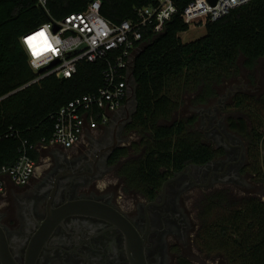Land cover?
Listing matches in <instances>:
<instances>
[{"label":"trees","instance_id":"16d2710c","mask_svg":"<svg viewBox=\"0 0 264 264\" xmlns=\"http://www.w3.org/2000/svg\"><path fill=\"white\" fill-rule=\"evenodd\" d=\"M91 1L46 0L44 5L39 0H0V168L13 164L24 147L39 160L41 152L30 146L50 141L60 108L105 83L113 54L109 60L82 61L71 77L49 75L30 84L36 73L21 40L45 22L85 9ZM174 1L178 13L161 33L155 34L151 26L144 29L133 70L138 106L127 126L138 138L114 152L126 190L148 198H154L175 172L217 154L197 128L199 113L174 118L186 93H194L195 106H205L220 95V81L236 76L241 68L255 70L260 60L264 65V0H252L207 22L204 35L186 42L180 33L190 26L182 12L192 0ZM101 2L104 17L120 23L134 18L136 8L157 0ZM233 100L247 110L230 115L228 122L248 142L247 167L263 177L264 96L240 92ZM100 114L96 113L99 120ZM197 209L195 245L205 261L264 264V199L254 194L237 197L234 189L222 187L205 193ZM184 263L192 264L187 259Z\"/></svg>","mask_w":264,"mask_h":264},{"label":"flooded vegetation","instance_id":"af4514ba","mask_svg":"<svg viewBox=\"0 0 264 264\" xmlns=\"http://www.w3.org/2000/svg\"><path fill=\"white\" fill-rule=\"evenodd\" d=\"M232 91L220 93L211 112L197 110L199 128L212 126L203 133L215 157L169 176L154 198L127 191L117 174L114 152L132 143L127 99L78 144L44 149L29 182L11 185L0 204V264H133L132 254L142 251L147 264H195L199 200L244 182L248 143L231 128L230 115L216 113Z\"/></svg>","mask_w":264,"mask_h":264},{"label":"built area","instance_id":"2783aa9c","mask_svg":"<svg viewBox=\"0 0 264 264\" xmlns=\"http://www.w3.org/2000/svg\"><path fill=\"white\" fill-rule=\"evenodd\" d=\"M250 1L217 0L213 4L210 0H192L184 8L182 17L189 26L205 27L207 22L217 20ZM39 2L45 5L46 0ZM101 7V0H93L85 9L71 12L63 19L45 22L21 39L30 66L36 73L30 84L49 75L71 77L82 61L109 60V55H114L105 70V83L96 92L76 97L62 106L56 115L50 141L31 145V149L42 152L58 145L71 148L85 139L86 129L94 134L101 124H107L110 116L127 99L131 63L140 47L145 27L151 26L155 34L161 33L165 23L178 13L174 0H157L154 4L136 8L134 18L114 23L104 17ZM98 111L101 120L96 117ZM38 161L24 147L13 164L0 168V204L11 185L29 182Z\"/></svg>","mask_w":264,"mask_h":264},{"label":"rangeland","instance_id":"374dc122","mask_svg":"<svg viewBox=\"0 0 264 264\" xmlns=\"http://www.w3.org/2000/svg\"><path fill=\"white\" fill-rule=\"evenodd\" d=\"M206 33V29L204 26H190V29L188 31L180 33L181 38L183 41H191L193 39H196ZM236 86L235 88H233ZM228 88L234 89L229 96H227L224 101L217 107L216 113L218 114V117H223V114L229 115H237L240 112H246V107H237L234 104L233 98L236 96V94L240 92H249L250 94H257L260 96H264V65L263 60L259 61L257 64V67L255 70L249 72L248 70H245L241 68L240 72L232 77V78H226L219 82V85H217L218 92L220 91L222 95L225 94ZM194 93L188 92L186 93L184 97V101L182 102V105L180 106L178 112L176 113L174 118H177L179 116H185L190 113H198L197 110L199 108H202V112H211L209 110L210 108L208 106L211 105V103L206 104L205 106H195L193 104L192 98ZM223 113V114H222ZM208 115V114H207ZM113 116V114L110 116V118ZM209 117V116H208ZM207 122H204L201 127H197L202 132H207L211 130L212 126L210 124H206ZM263 129V128H262ZM130 138L129 140L135 141L137 140V135L134 132H128ZM135 134V135H134ZM133 135V136H131ZM245 139V138H244ZM246 141V139H245ZM246 143H248L246 141ZM44 150H42L40 155V160H44L46 156H44ZM249 154V149H248ZM261 161H262V167L264 170V149L261 150ZM250 162V157H248V161L246 163V167L248 166V163ZM42 164V163H41ZM243 172V183L234 184V192L236 196H243L245 194H254L257 196H260L262 199H264V176L260 177L258 174H255L251 171L250 168H246ZM235 197V196H234ZM193 258L195 259V264H215L213 260L205 259L203 256L198 252H193ZM220 264H225L222 260Z\"/></svg>","mask_w":264,"mask_h":264},{"label":"water","instance_id":"95a60500","mask_svg":"<svg viewBox=\"0 0 264 264\" xmlns=\"http://www.w3.org/2000/svg\"><path fill=\"white\" fill-rule=\"evenodd\" d=\"M213 4H215V2L217 0H210ZM56 29H58V27H56ZM139 52H136L135 56L133 57V61L131 63V70L129 73V91H128V96H127V101L129 102V106L132 107V114L133 115L136 110H137V106H138V102H137V95H136V81H135V77H134V66H135V59L137 57ZM43 71V70H41ZM132 118V116H131ZM82 202H89V201H82ZM80 213H83L82 211H79ZM68 213H61L60 217H65L67 216ZM132 260H133V264H147L146 260H145V255L144 252L142 251V253L139 254V252H134L132 254Z\"/></svg>","mask_w":264,"mask_h":264},{"label":"snow or ice","instance_id":"6c2138e0","mask_svg":"<svg viewBox=\"0 0 264 264\" xmlns=\"http://www.w3.org/2000/svg\"><path fill=\"white\" fill-rule=\"evenodd\" d=\"M40 35H43V33H41Z\"/></svg>","mask_w":264,"mask_h":264},{"label":"bare ground","instance_id":"6f19581e","mask_svg":"<svg viewBox=\"0 0 264 264\" xmlns=\"http://www.w3.org/2000/svg\"><path fill=\"white\" fill-rule=\"evenodd\" d=\"M39 34H41V33H39Z\"/></svg>","mask_w":264,"mask_h":264}]
</instances>
